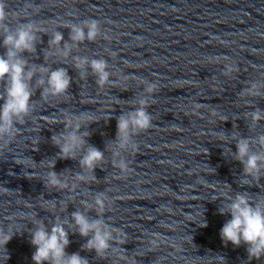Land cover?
Returning a JSON list of instances; mask_svg holds the SVG:
<instances>
[{
    "label": "water",
    "instance_id": "water-1",
    "mask_svg": "<svg viewBox=\"0 0 264 264\" xmlns=\"http://www.w3.org/2000/svg\"><path fill=\"white\" fill-rule=\"evenodd\" d=\"M27 2L39 12L29 15L26 0H9V10L18 11L14 19L32 20L49 34L59 27L65 39L66 23L98 20L110 39L86 41L73 55L107 60L113 83L100 88L92 76L81 79L71 60L48 55V36L40 37L29 61L66 67L73 82L66 96L45 100L36 90L31 118L17 126L15 141L0 157V226L21 229L4 246L6 253L0 247V264H33L28 221L36 215L47 223L62 202L70 203L71 213L97 192L110 197L104 218L126 234V243L116 245L123 253L96 257L82 250L86 238L69 234L66 252H79L89 264H264V257L249 260L245 245L222 243L219 231L230 215L218 213L216 200L231 191L264 195V178L259 186L241 185L242 166L216 141L220 131L248 135L244 113L255 104L264 109V100L242 93L249 81L264 79V0ZM225 63L238 67L232 78L222 74ZM143 79L157 82L158 91L149 101L153 126L135 138L139 148L128 155L132 171L121 174L106 151L96 179L75 182L78 161L56 158L52 170L62 172L68 187L45 188L40 179L59 151L50 138L63 130V115L91 116L88 144L104 151L115 138L116 117L142 93ZM257 131H264V122ZM226 147L236 150L235 144ZM201 213L207 227H199Z\"/></svg>",
    "mask_w": 264,
    "mask_h": 264
},
{
    "label": "clouds",
    "instance_id": "clouds-1",
    "mask_svg": "<svg viewBox=\"0 0 264 264\" xmlns=\"http://www.w3.org/2000/svg\"><path fill=\"white\" fill-rule=\"evenodd\" d=\"M27 9H33L29 15L39 12V6L33 7L26 0L25 10ZM17 15L18 11L9 10V0H0V48L4 49L3 54H0V84L3 85V91L0 92V157L6 155L9 145L15 141L19 131L17 126L25 124L31 118L35 108L32 98L37 89L45 100L69 94L68 89L73 77L69 76L66 67L52 68L44 63H32L28 59L36 54L42 35L48 36V55L71 60V67L81 79L92 76L100 88L113 83L107 60L73 55L86 41L95 42L97 38L110 39L102 31L98 20L85 19L66 23L63 27L68 30V37L65 39L63 33L57 30L59 27L49 34L47 29L32 20L14 19ZM44 51L45 48L42 49V52ZM25 53L28 55L25 56ZM221 71L224 76L232 78L238 67L225 63ZM139 86H142V93L134 99L130 110L121 111L116 117L115 138L107 141L104 151L88 144L90 133L87 128L94 122L91 116H86L85 113L63 115V130L50 138L59 151L57 157L50 160V170L40 179L45 188L62 190L68 187L67 180L61 177L62 172L52 170L56 158L78 161L80 170L73 173L72 177L75 182L87 183L90 178L96 179L93 172L97 168H103L106 163V151L111 153V163L121 174L132 171L128 155L139 148L135 138L153 126V117L148 111L149 101L158 91L157 82L143 79ZM242 93L257 100H264V79L249 81ZM251 109L244 113L242 119L248 135L239 130L235 133L220 131L216 133V141L225 145L224 149H227L231 159L238 161L242 166L239 183L259 186V181L264 178V131H257V128L264 122V109L256 104ZM229 144H235V152L226 147ZM205 150L207 152V149ZM25 159L32 161L28 157ZM20 165L25 167L23 162ZM77 186L78 183H73L72 188ZM228 188L231 189L229 185ZM223 196V200L219 196L216 199L221 201L217 211L220 215L229 214L230 219L225 221L219 231L222 243L225 246L231 243L233 247L245 245L249 260L264 257V195H251L247 191L233 194L231 191L223 193ZM62 203L61 211L50 216L47 223L36 215L28 221L32 224V228L28 230L30 244L35 248L31 257L33 264H89V260L79 252H66L70 244L69 234L86 238L82 250L92 251L96 257L124 252V249L117 248L116 245L126 243V234L104 218L111 206V199L105 192H97L90 200H82L81 206L75 207L71 213L67 212L70 203ZM52 207L55 208L54 203ZM66 212L67 215H63ZM89 213H94V216ZM201 215L199 227H207L203 213ZM20 231L21 229L17 231L12 225L0 226V247L4 253V246Z\"/></svg>",
    "mask_w": 264,
    "mask_h": 264
}]
</instances>
